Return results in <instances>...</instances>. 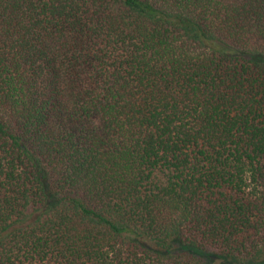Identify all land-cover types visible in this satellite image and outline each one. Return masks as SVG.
<instances>
[{"label": "trees", "instance_id": "16d2710c", "mask_svg": "<svg viewBox=\"0 0 264 264\" xmlns=\"http://www.w3.org/2000/svg\"><path fill=\"white\" fill-rule=\"evenodd\" d=\"M264 264V0H0V264Z\"/></svg>", "mask_w": 264, "mask_h": 264}, {"label": "rangeland", "instance_id": "374dc122", "mask_svg": "<svg viewBox=\"0 0 264 264\" xmlns=\"http://www.w3.org/2000/svg\"><path fill=\"white\" fill-rule=\"evenodd\" d=\"M201 255L209 264H237L236 262L227 261L226 259L212 253H203Z\"/></svg>", "mask_w": 264, "mask_h": 264}]
</instances>
